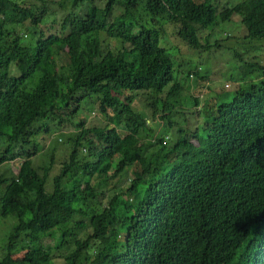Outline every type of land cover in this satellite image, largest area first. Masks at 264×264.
Here are the masks:
<instances>
[{
    "label": "trees",
    "instance_id": "obj_1",
    "mask_svg": "<svg viewBox=\"0 0 264 264\" xmlns=\"http://www.w3.org/2000/svg\"><path fill=\"white\" fill-rule=\"evenodd\" d=\"M234 16L264 44V0H0V264H264V62L198 106L164 41Z\"/></svg>",
    "mask_w": 264,
    "mask_h": 264
},
{
    "label": "rangeland",
    "instance_id": "obj_2",
    "mask_svg": "<svg viewBox=\"0 0 264 264\" xmlns=\"http://www.w3.org/2000/svg\"><path fill=\"white\" fill-rule=\"evenodd\" d=\"M229 3H234L239 0H227ZM245 30L244 25L240 22L237 16L232 17L229 21H224L214 26L212 29L205 30L202 32V41L207 42L210 47L208 49L198 50L189 45L184 44L181 39L174 36L172 32H169L168 37L164 40L165 45L173 47L171 51L175 52L176 61L179 64L188 63L190 66H196L200 69L202 74L205 76L202 78H190L186 81L182 74H177L180 77V81L185 84V88L188 87L192 95L198 97V106H204L206 103L210 102L215 96L216 92L223 89V92L227 93V97L234 92V85L237 81L238 67H234L238 60L241 59H253L255 55L260 54V59L264 62V44H255L247 40H243L245 45L248 47H241L236 45L237 40H241L243 32ZM208 35V40L204 38ZM258 40V39H257ZM218 41L219 44H214ZM227 44L226 46H223ZM235 44V45H234ZM223 46V47H222ZM245 48V49H244ZM241 51V58L237 55H233V52ZM183 77V78H181ZM186 81V82H185ZM228 82L229 86L225 87V83ZM224 93V94H225ZM137 106L143 105V97L138 95L136 97ZM84 113L91 115H97L96 109L89 110L91 104H84ZM142 107V106H141ZM140 107V108H141ZM90 111V112H88ZM159 113V112H158ZM84 114L82 113L81 116ZM179 122H182V116L178 114L177 116ZM194 119L189 118L188 123L192 124ZM149 124H151L154 133L156 134L162 125V120L160 118L150 119ZM74 124L71 122H64L59 125L58 129H54L51 132H44L42 134L41 150L35 155L34 163L36 165H41L47 162L48 154L53 150L55 157L58 160L64 156L66 152V146L68 143H64L63 139L60 140V133H65L66 135L71 134L74 131ZM145 139H153V135L146 133L144 134ZM58 139V142L55 141ZM44 243L53 244V237L44 238ZM62 258H57L56 262H61Z\"/></svg>",
    "mask_w": 264,
    "mask_h": 264
}]
</instances>
